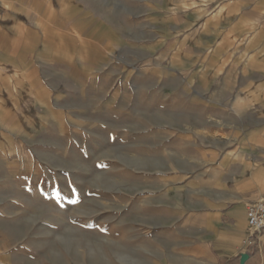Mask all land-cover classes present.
<instances>
[{"label":"crops","instance_id":"0c3cea01","mask_svg":"<svg viewBox=\"0 0 264 264\" xmlns=\"http://www.w3.org/2000/svg\"><path fill=\"white\" fill-rule=\"evenodd\" d=\"M106 1L128 2L0 0V221H19L18 204L4 197L15 189L22 144L41 135L50 141V133L66 126L67 114L57 101L67 90L58 92L52 84L78 87L102 75L117 84L118 76L103 68H116L110 57L124 49L120 65L129 71L124 87L110 90L111 98L143 92L150 79L158 99L185 101L195 114L219 117L232 149L217 155L204 144L162 147L191 168L159 174L160 198L130 213L134 264H264V232L245 243L251 236L247 209L264 199V0H150L142 18L146 39H133V12L126 6L122 32L116 30L113 13L100 9ZM65 5L73 9L71 17L54 26L53 17ZM75 21L85 24L78 40L69 32ZM50 35L73 46L87 44L89 53L73 62L40 58L36 51L49 45ZM152 53L157 64L148 68ZM127 54L139 59L130 62ZM102 90L96 88L97 98ZM163 131L172 137L176 132ZM11 260L13 254L0 247V264Z\"/></svg>","mask_w":264,"mask_h":264},{"label":"rangeland","instance_id":"374dc122","mask_svg":"<svg viewBox=\"0 0 264 264\" xmlns=\"http://www.w3.org/2000/svg\"><path fill=\"white\" fill-rule=\"evenodd\" d=\"M87 1L83 5L92 2ZM149 3L128 0L118 5L106 1L100 9L113 13L115 28L121 32L127 16L124 6L131 9L133 39H146L148 31L142 18L150 12ZM72 13L65 5L52 23L60 27ZM84 26L75 21L69 32L78 40V31ZM65 40H54L50 35L49 45L43 44L37 56L73 62L89 53L87 44L73 46ZM124 56V49L117 51L110 57L116 68H103L108 75L118 76L116 88L108 83L107 75L94 81L85 79L78 87L52 84L58 92L67 90L57 101L67 114V122L60 131L49 134L50 141L41 135L20 148L22 163L18 175L13 174L15 189L4 197L18 204L19 221H0V247L13 254L12 264H134L137 259L129 249L135 239L126 221L130 213L160 198L156 188L159 174L191 168L185 159L163 153L162 147L179 150L184 145L189 150L192 144H204L217 155L232 150L227 147L229 135L219 117L210 120L195 114L192 107H185V101L158 99L150 79L143 92L111 98L110 90L124 87L123 75L129 71L120 65ZM127 56H131L130 62L139 59L135 54ZM156 58V53L148 56V68L157 64ZM97 87L103 89L100 98ZM53 121L54 125L59 123L58 119ZM189 122L195 126L188 129ZM165 129L176 132L172 137ZM1 182L8 184L5 179Z\"/></svg>","mask_w":264,"mask_h":264},{"label":"built area","instance_id":"2783aa9c","mask_svg":"<svg viewBox=\"0 0 264 264\" xmlns=\"http://www.w3.org/2000/svg\"><path fill=\"white\" fill-rule=\"evenodd\" d=\"M246 221L248 228L251 230V236L245 243L249 244L255 234L264 232V199L248 207Z\"/></svg>","mask_w":264,"mask_h":264},{"label":"water","instance_id":"95a60500","mask_svg":"<svg viewBox=\"0 0 264 264\" xmlns=\"http://www.w3.org/2000/svg\"><path fill=\"white\" fill-rule=\"evenodd\" d=\"M245 259H246V257L245 256H242L241 257V262H243Z\"/></svg>","mask_w":264,"mask_h":264}]
</instances>
